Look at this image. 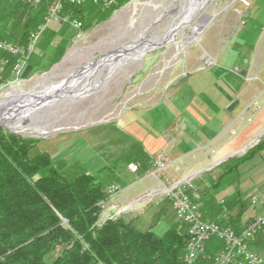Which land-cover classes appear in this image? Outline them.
<instances>
[{
  "label": "crops",
  "instance_id": "1",
  "mask_svg": "<svg viewBox=\"0 0 264 264\" xmlns=\"http://www.w3.org/2000/svg\"><path fill=\"white\" fill-rule=\"evenodd\" d=\"M247 19L248 25L230 37L218 56L211 53L204 57L203 67L183 74L173 88L160 96L150 92L151 100L136 106L135 111L124 113L123 127L100 137L86 136L76 164L84 161L88 166L86 172H97L105 189L112 184L121 186L118 193L105 200L101 221L123 217L141 231L153 229L157 233L160 227V235L180 222L162 193L161 176L149 175L160 152L173 162L167 170L171 182L187 179L194 182L193 197L206 221L240 231L250 219L264 215V89L261 88L264 75L258 74L255 77L258 81L251 75L264 37V8L251 11ZM67 26L55 23L50 31L55 35L41 42L44 56L32 60L33 50L23 77L45 68L44 62L51 56L53 60L46 74L61 67L67 52L60 59L69 47H63L69 43L71 30ZM7 56L0 51V57ZM98 58L61 75L69 78L74 71L94 65ZM11 77L8 68L4 80L10 81ZM105 77L108 76L91 79L87 75V89L94 87V82L89 85L94 79L96 84ZM79 83H73L68 91ZM52 90L48 87L45 91ZM255 98L259 110L249 121L247 107ZM59 137L39 142V148L69 172L73 165L64 149H59ZM53 139L58 143H53ZM66 140L63 138L61 142ZM261 142V147L253 149ZM251 149V155L239 160L236 166L235 158L243 157ZM131 163L139 164L138 172L130 171ZM255 196L257 201L253 202ZM251 248L264 259V229L251 241ZM220 249L218 241L208 243L207 256Z\"/></svg>",
  "mask_w": 264,
  "mask_h": 264
},
{
  "label": "rangeland",
  "instance_id": "2",
  "mask_svg": "<svg viewBox=\"0 0 264 264\" xmlns=\"http://www.w3.org/2000/svg\"><path fill=\"white\" fill-rule=\"evenodd\" d=\"M248 1L250 6L247 7L242 0H116V4L111 7L115 8L114 11L108 14L111 9L109 8L102 14L99 12V7L103 10L101 4L86 0L81 5V9L86 12V18H80L77 12H71L72 9L66 7L41 32L32 57V60H37L44 56L41 42L47 36L55 35L50 31L58 22L68 25L67 28L71 30L69 43L63 46L69 45L68 50L66 48L67 51L63 52L60 59L63 60L67 52L65 60L61 67L54 70L48 85L42 84L34 89V92L42 93L48 87L54 90L57 85L59 86L57 82L67 78L61 74L70 73L86 64L88 60L114 54L119 49L125 54L120 58L117 56L115 61L107 60L100 65L97 74L108 77L94 84V87L85 88L87 81L83 78L82 82L76 84V87L67 94L72 96L77 87L83 88L77 91V97L55 102L51 105L52 108L27 117L29 123L39 127L32 128L35 129L34 133L16 134L38 139L40 142L61 135L58 146L59 149H64L65 155H68L73 165L72 169L70 168L72 172H86L88 166L83 160L76 164L80 158L78 152L87 140L86 136L100 137L103 133L114 132L115 129L123 127L121 117L130 110H137L136 106L151 100L150 92L154 91L153 94L160 96L162 92L173 88L183 74L187 75L196 71L198 67H203L201 62L204 57H209L211 53L215 57L218 56L230 37L248 25L247 14L264 8V0ZM39 8L30 6L27 9L34 13ZM73 19L82 22L79 30L72 25ZM195 26L200 27V31H194ZM146 44L151 47L147 46L145 51H141ZM137 50L140 52L135 60L132 55ZM52 60L53 56L46 59L45 68L35 74L27 77L22 75L23 78L21 77L18 83L3 82L0 101L16 95L17 91L18 94L30 92L46 75L47 66ZM258 74L264 75V37L257 49L251 73L256 81L258 80L255 77ZM261 86L264 89V81ZM13 87L17 90L13 91ZM91 89L98 90L89 92ZM254 101H257L259 106L257 98L251 103ZM4 129L10 131L7 127ZM63 138L67 140L62 143ZM58 140L53 139V143H58ZM96 173L94 172L97 176ZM178 224L185 228L183 223ZM161 229L159 227L158 232ZM214 240L220 243L222 249L223 241L218 237H213L212 241Z\"/></svg>",
  "mask_w": 264,
  "mask_h": 264
},
{
  "label": "trees",
  "instance_id": "3",
  "mask_svg": "<svg viewBox=\"0 0 264 264\" xmlns=\"http://www.w3.org/2000/svg\"><path fill=\"white\" fill-rule=\"evenodd\" d=\"M50 1L32 13L26 3L0 0V39L27 45ZM66 7L86 18L81 6ZM39 142L0 127V264H183L187 227L175 223L160 235L123 217L101 224L107 194L99 178L65 171Z\"/></svg>",
  "mask_w": 264,
  "mask_h": 264
},
{
  "label": "built area",
  "instance_id": "4",
  "mask_svg": "<svg viewBox=\"0 0 264 264\" xmlns=\"http://www.w3.org/2000/svg\"><path fill=\"white\" fill-rule=\"evenodd\" d=\"M38 8L45 0H14ZM101 4L103 10H107L116 4V0H94ZM86 0H51L48 3L45 22L31 35L27 45H20L6 39H0V50L5 51L8 56L0 58V89L4 85L5 73L8 68L11 70L10 82L18 83L29 62L37 39L41 32L59 16L67 4L81 6ZM244 5L250 6L248 0H242ZM72 25L80 29L82 22L73 19ZM13 58V60L10 59ZM258 103L254 101L247 107L249 121L258 112ZM173 162L160 152L155 157V169L149 173L153 176H161L163 182L162 193L172 204L177 220L187 225L188 241L183 264H197L202 256L207 255V243L218 237L223 241L224 246L215 255L210 257L211 264H264V259L251 248V241L264 229V215L255 216L250 219L240 231L231 227H222L217 222L206 221L203 218L202 210L198 201L193 197L195 184L192 180L171 182L167 170ZM139 164L131 163L129 169L132 172L139 171ZM121 190L119 184H112L106 189L107 197L113 196ZM257 197H253V202ZM105 200L102 202V210ZM106 220H102L103 224Z\"/></svg>",
  "mask_w": 264,
  "mask_h": 264
},
{
  "label": "bare ground",
  "instance_id": "5",
  "mask_svg": "<svg viewBox=\"0 0 264 264\" xmlns=\"http://www.w3.org/2000/svg\"><path fill=\"white\" fill-rule=\"evenodd\" d=\"M194 31H196V32L200 31V27L195 26ZM147 46H148L147 44L145 46H143V49L141 51H144ZM148 47H151V45H149ZM139 52H140V50H137L136 52L133 53L132 56L135 60L137 59V57H138L137 55ZM123 54H125V53L121 49H119L114 54H111L108 56L107 55L101 56L96 61V63H95L96 65L95 64L94 65H88L87 67H85L81 70H78V72L74 71L72 74H70V77L67 78L66 80L61 81V82H57V83H59V86L57 85L55 87L56 89L54 88V90H52V91H45L42 89L44 91L43 92L41 90L42 93L34 92L33 90L36 89L38 86H40L42 84L48 85L49 78L51 77V75H53V73L55 71H53L51 73H47L46 75L43 74L44 76L33 86V88L30 90V92H27L24 94H18V91H17L16 95L14 94L12 97L0 101V124L4 125L5 127L9 128V129L14 130V131L31 135L35 131V129H32V128L38 129L39 127L36 124L29 123L27 121V117H29L32 114H37V113L40 114L43 111L52 108L51 105H53L54 102L71 100V98L77 97V95H78L77 91H79L83 88L77 87L76 92L74 91L75 92L74 95H72V96L67 95L69 93L68 89L70 88V86H73L72 85L73 83H79L81 81V79H83V77L86 78L87 75H89V77L91 79H93L94 76H98L97 70L100 68V65H103V63L107 60L111 61L112 59L117 58V56H118V58H120ZM133 58H131V59H133ZM85 69H86V71H85ZM84 71H85V73L83 74ZM92 73L94 74V76H92ZM86 81H87V78H86ZM89 85L92 86L93 81L90 82ZM75 87H76V85L74 86V88ZM86 87H87V83L85 85V88ZM12 90L15 91V90H17V88L13 87ZM48 98L49 99L53 98V99H51L52 101L47 102ZM44 101H46V102H44ZM41 104H43L45 106H42ZM40 106H42V107L39 108ZM35 112H37V113H35ZM46 125L49 126V124H46Z\"/></svg>",
  "mask_w": 264,
  "mask_h": 264
},
{
  "label": "water",
  "instance_id": "6",
  "mask_svg": "<svg viewBox=\"0 0 264 264\" xmlns=\"http://www.w3.org/2000/svg\"><path fill=\"white\" fill-rule=\"evenodd\" d=\"M145 51V50H144ZM51 99H53V98H48L47 99V102H49V101H52ZM44 102H46V101H44ZM55 103V102H54ZM40 108V107H39ZM0 127H3V128H6L4 125H2V124H0ZM11 132H14V133H18L17 131H14V130H12V129H9Z\"/></svg>",
  "mask_w": 264,
  "mask_h": 264
}]
</instances>
